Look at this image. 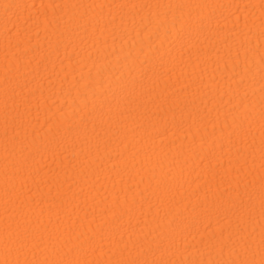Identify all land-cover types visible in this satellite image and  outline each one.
<instances>
[{"label":"bare ground","instance_id":"obj_1","mask_svg":"<svg viewBox=\"0 0 264 264\" xmlns=\"http://www.w3.org/2000/svg\"><path fill=\"white\" fill-rule=\"evenodd\" d=\"M0 264H264V0H0Z\"/></svg>","mask_w":264,"mask_h":264}]
</instances>
